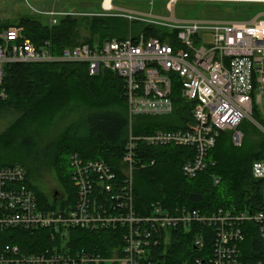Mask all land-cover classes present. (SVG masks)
<instances>
[{
	"label": "built area",
	"instance_id": "built-area-1",
	"mask_svg": "<svg viewBox=\"0 0 264 264\" xmlns=\"http://www.w3.org/2000/svg\"><path fill=\"white\" fill-rule=\"evenodd\" d=\"M113 1V0H112ZM178 0H167L174 10ZM264 3V0H203ZM49 24H57L62 11H46ZM126 15V14H125ZM264 12L248 20H179L162 22L128 14L149 23L176 30L164 39L140 33L135 38L109 39L103 45L82 42L54 55L50 43L41 49L26 38L22 27L1 33L0 100L7 97L1 87L6 62H84L94 75L110 69L125 81L129 113V137L123 154L124 168L119 174L103 159L85 158L78 152L69 157L72 181L76 187L73 204L55 209L42 206L29 186L25 166H0V231L48 228L56 242L52 249L27 253L19 244L6 243L0 249V264H159L154 249L171 229L181 228L193 235L197 249L205 250L209 228L211 248L207 261L196 257V264H241V245L250 237V248L264 264L263 203L256 210L236 211L220 208L207 215L197 209L178 207L171 212L156 203L150 214L135 209L134 176L136 168L153 166L141 162L139 143L149 146H187L194 154L182 166L183 174L194 178L209 161L222 131H232L233 141L241 145L244 133L240 122L249 117L264 132ZM180 84L181 96L193 102V124L187 129H157L148 134L133 133V119L141 115L169 114L173 110V85ZM254 114L258 119L254 118ZM214 163V162H212ZM255 179L264 183V158L253 162ZM215 178V183L219 182ZM62 197V199H61ZM58 200L65 202V194ZM60 198V199H59ZM118 229L123 231L122 255L104 256L90 250H73L69 230ZM207 230V229H206ZM258 241V243H256Z\"/></svg>",
	"mask_w": 264,
	"mask_h": 264
},
{
	"label": "trees",
	"instance_id": "trees-1",
	"mask_svg": "<svg viewBox=\"0 0 264 264\" xmlns=\"http://www.w3.org/2000/svg\"><path fill=\"white\" fill-rule=\"evenodd\" d=\"M128 14L105 12L85 18L68 12L59 17L57 24H49L35 13L18 14L12 19L0 17V35L10 27H22L24 36L37 48L41 49L49 42L54 55L82 42L96 46L112 38H135L140 33L161 39L175 35L176 30L138 18L129 19ZM81 27H87L91 33L83 41H79ZM3 72L1 87L6 90L7 97L0 100V110L18 112L8 129L0 134L3 147L17 145L29 149L39 130L50 129L72 118L45 149L63 186L62 193L68 194V201H63V204H73L76 199V187L69 165L71 153L78 152L85 158L103 159L115 171L123 174V154L129 137V113L122 77L110 69H102L92 75L87 63L62 61L6 62ZM172 99L174 106L169 114L136 116L133 119V133L140 135L157 129L191 127L193 102L181 96L180 84L177 82L173 85ZM137 151L141 162L151 159L156 161L153 166L135 170L134 204L135 209L142 214H150L158 202L171 212L184 206L207 215L220 208L254 212L263 203L264 183L252 176L251 169L254 161L264 158V139L257 144L244 137L238 146L233 141L232 131H222L215 147L209 152L207 167L194 178H188L182 172L183 164L194 154L191 147L149 146L140 142ZM8 165L14 164H0ZM215 178L220 179L218 183H215ZM27 181L42 206L49 209L57 207L58 196L52 197L29 179ZM206 229L208 238L205 250L194 247L191 232L181 228L171 229L167 238L154 249L155 262L196 264V257H203L207 261L212 231ZM60 240L59 237L53 240L48 228L0 231V249L6 243H16L27 253H39L52 249ZM249 241L250 237H247L241 245V264H257L262 257L250 248ZM69 245L73 250L95 251L107 257L114 254L121 256L123 231L120 228H73L69 230Z\"/></svg>",
	"mask_w": 264,
	"mask_h": 264
},
{
	"label": "rangeland",
	"instance_id": "rangeland-1",
	"mask_svg": "<svg viewBox=\"0 0 264 264\" xmlns=\"http://www.w3.org/2000/svg\"><path fill=\"white\" fill-rule=\"evenodd\" d=\"M103 3L104 0H0V17L12 19L18 14L35 13L44 21H48L50 16L45 12L51 10L70 12L85 18L105 12H126L147 19L170 22L174 21L172 17L179 20H248L264 12V3L256 2L178 0L173 11L167 8V0H113L114 7L110 10L103 9ZM79 31V41L91 36L87 27H81ZM17 116L18 112L15 110H0V134L8 129ZM254 118L257 120L258 116L254 114ZM71 121L72 118H68L50 129L39 130L38 135L35 133L29 149L26 146L3 147L0 144V164L18 163L25 166L31 183L50 196L53 191H60L58 196L61 197L64 189L52 162L45 154V149ZM239 129L252 143L258 144L264 139L263 130L252 118L245 117L240 122ZM65 157L67 158L66 155ZM134 174L135 172L133 176ZM62 202L58 200L57 206L59 207Z\"/></svg>",
	"mask_w": 264,
	"mask_h": 264
},
{
	"label": "bare ground",
	"instance_id": "bare-ground-1",
	"mask_svg": "<svg viewBox=\"0 0 264 264\" xmlns=\"http://www.w3.org/2000/svg\"><path fill=\"white\" fill-rule=\"evenodd\" d=\"M103 6H104L106 9L113 8V7H114V5H113V1H112V0H104Z\"/></svg>",
	"mask_w": 264,
	"mask_h": 264
},
{
	"label": "flooded vegetation",
	"instance_id": "flooded-vegetation-1",
	"mask_svg": "<svg viewBox=\"0 0 264 264\" xmlns=\"http://www.w3.org/2000/svg\"><path fill=\"white\" fill-rule=\"evenodd\" d=\"M54 192H57V196H58L59 193H61L60 191H53V192L51 193V194H52V197H55V196H54ZM57 196H56V197H57Z\"/></svg>",
	"mask_w": 264,
	"mask_h": 264
},
{
	"label": "water",
	"instance_id": "water-1",
	"mask_svg": "<svg viewBox=\"0 0 264 264\" xmlns=\"http://www.w3.org/2000/svg\"><path fill=\"white\" fill-rule=\"evenodd\" d=\"M103 6V5H102ZM103 9L105 10H109V9H106L104 6H103ZM54 196L56 197L57 196V192H54ZM196 248V246H194Z\"/></svg>",
	"mask_w": 264,
	"mask_h": 264
}]
</instances>
